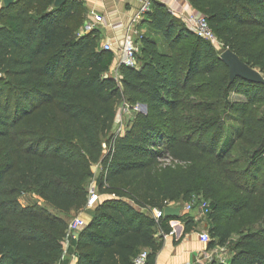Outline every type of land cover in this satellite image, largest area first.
I'll list each match as a JSON object with an SVG mask.
<instances>
[{
	"label": "trees",
	"instance_id": "16d2710c",
	"mask_svg": "<svg viewBox=\"0 0 264 264\" xmlns=\"http://www.w3.org/2000/svg\"><path fill=\"white\" fill-rule=\"evenodd\" d=\"M54 1L0 0V264H134L142 250L154 264L169 221L190 231L194 209H153L193 196L208 247L228 250L209 264H264V83L229 82L219 58L229 48L264 78V0H188L219 49L149 0L142 23L165 46L137 38V68L84 30L82 0ZM119 107L134 112L115 130ZM91 182L110 197L88 205Z\"/></svg>",
	"mask_w": 264,
	"mask_h": 264
},
{
	"label": "crops",
	"instance_id": "0c3cea01",
	"mask_svg": "<svg viewBox=\"0 0 264 264\" xmlns=\"http://www.w3.org/2000/svg\"><path fill=\"white\" fill-rule=\"evenodd\" d=\"M88 11V22L94 25V29L99 32V43L110 41L112 43L115 55L116 49L120 48L126 37H131L134 41L142 35H148L158 41L159 48L164 50V39L160 33L152 30L142 23L134 24L133 16L140 6L142 0H82ZM162 2L171 14L178 17L182 22V17L191 7L188 0H158ZM99 15L96 19L94 15ZM162 45V48H161ZM114 63H117L118 56H115ZM128 110V109H126ZM129 111V110H128ZM108 195L97 194V200L107 199ZM170 207H179L176 203H170ZM167 206V207H168ZM166 208V207H165ZM164 208V209H165ZM193 216V228L190 231L185 230V223L172 219L169 221L171 230L163 234L161 238V247L156 253L154 264H209L212 259H216L218 247L209 248L208 242L200 240L199 234L207 231V219L199 211L194 209L191 212ZM177 215V216H179ZM174 217V215H172ZM80 217L85 221L90 216L86 212L80 213ZM154 217V216H153ZM155 220H158L154 217ZM160 231L156 234L157 237ZM143 251V250H142ZM147 251V250H146ZM68 264H75V258L70 257Z\"/></svg>",
	"mask_w": 264,
	"mask_h": 264
},
{
	"label": "built area",
	"instance_id": "2783aa9c",
	"mask_svg": "<svg viewBox=\"0 0 264 264\" xmlns=\"http://www.w3.org/2000/svg\"><path fill=\"white\" fill-rule=\"evenodd\" d=\"M149 8L150 1L142 0L140 6L137 8L133 16L134 24H137L140 22V20H142L144 14L149 10ZM94 16L96 19H100L99 15L96 14ZM182 20L185 26L197 36L210 41L216 48L217 44L219 46L221 45L216 36L214 35L213 31L208 26L205 16L199 11L190 7L186 14L182 17ZM93 27L94 25H92L90 22H87L84 26V30L88 31L91 30ZM102 47L106 50L114 51L112 43L110 41L103 43ZM116 52V55L118 56L117 61L119 63H123L127 66L134 68L138 67L137 46L133 38L126 37L123 41L122 46L120 48H117ZM132 109L136 110V105ZM96 198L97 195L93 191H90L88 205L93 204ZM192 209H196L202 215H205L208 212V202L198 196H193L190 201L184 204V206L181 208V212H189ZM153 216L157 219L163 217L164 209H153ZM84 224L85 221L80 216H74L68 222V232L75 233ZM199 238L204 243H207L210 240V236L207 231L200 233ZM146 257L147 251L143 250L134 258L133 262L134 264H146Z\"/></svg>",
	"mask_w": 264,
	"mask_h": 264
},
{
	"label": "water",
	"instance_id": "95a60500",
	"mask_svg": "<svg viewBox=\"0 0 264 264\" xmlns=\"http://www.w3.org/2000/svg\"><path fill=\"white\" fill-rule=\"evenodd\" d=\"M64 0H55L54 4L59 5ZM4 5H8L12 2V0H2ZM219 58L228 68V78L229 82H232L236 77L243 78L248 81L260 82L264 83V78L260 74L258 70L241 60L236 53H234L229 48L222 50L219 54ZM142 107V111L146 110L145 104H140ZM180 208L179 207H166L164 209V216H177L179 215Z\"/></svg>",
	"mask_w": 264,
	"mask_h": 264
},
{
	"label": "rangeland",
	"instance_id": "374dc122",
	"mask_svg": "<svg viewBox=\"0 0 264 264\" xmlns=\"http://www.w3.org/2000/svg\"><path fill=\"white\" fill-rule=\"evenodd\" d=\"M216 46H217L218 49L220 48V46L218 44ZM259 47L264 48V37L260 39ZM161 48H162V45H161ZM232 99H235V96H232ZM134 111L131 110V112H130V111L126 110V109H123L122 107H119L118 108V112H117V123H116L115 130H117V129L122 130L124 128V125L126 124L127 120H129L133 116V112ZM136 111L145 113L147 111V108L143 112L141 105L137 104L136 105ZM89 191H93L96 195L98 194L96 189H95V185L93 184V182H91V184L89 186ZM32 198H33V196L31 194H27V195H25V196H23L21 198V202L23 204L32 203ZM74 216H80V213L78 215H71L70 219H72ZM215 254H217L216 255V259L218 261H220V262L226 261V259L228 258V250L226 248L218 247V249H217Z\"/></svg>",
	"mask_w": 264,
	"mask_h": 264
}]
</instances>
